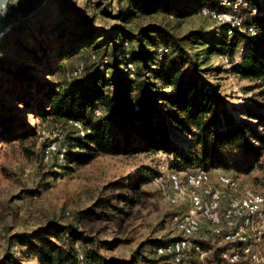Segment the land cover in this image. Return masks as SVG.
Instances as JSON below:
<instances>
[{
  "label": "trees",
  "instance_id": "trees-1",
  "mask_svg": "<svg viewBox=\"0 0 264 264\" xmlns=\"http://www.w3.org/2000/svg\"><path fill=\"white\" fill-rule=\"evenodd\" d=\"M123 2L125 5L118 8V14L125 21L135 11L149 14L158 8L180 15L185 10L180 0ZM218 2L194 0L193 7L198 4L200 11L202 5L219 7ZM238 14L245 29L234 28L231 32L227 23L220 22L209 32L194 29L182 35L158 22L137 30L121 24L113 31L86 28L76 30L72 37L65 31L60 42L67 41L58 50L49 49L40 40L35 49L29 48L20 37L13 36V44L22 50L24 60L17 59L21 66L18 72L10 67L6 70L13 79L8 78L6 87L10 104L0 99L7 112L0 114L3 134L6 138L25 137L34 130L20 117L26 111L20 108L25 106L32 113L36 111L43 121L52 116L53 123H66L70 128L63 132L60 144L67 145L61 163L64 168H71L78 161L89 162L102 153L162 149L175 153L168 161L169 171L213 166L224 171L234 169L229 174L237 178L240 172L257 171L254 182L264 189V0H245ZM251 25L256 27V35L248 31ZM6 34L0 42L10 37ZM97 36L104 40H98ZM53 51L59 57L56 68ZM210 54L228 55L233 71L251 81L243 87L245 92L259 89L257 97L250 98V105L235 108L241 117L231 112L219 84L211 81V69L204 66L207 61L204 56ZM77 55L88 59L81 58L75 65H69L68 60ZM27 57L32 61L26 62ZM37 65L42 69H37ZM42 74L51 77L40 80ZM14 106L23 111H16ZM70 119L79 120L88 129L84 136ZM180 140L186 145H179ZM43 152L45 155V149ZM143 174L162 176L157 169ZM128 199L132 201V197ZM211 231L207 239H201L205 248L213 251L208 258L224 264L220 249L222 252L228 245H217L224 232ZM14 238L22 255L8 253L0 264L9 261L33 264L22 262L32 256L38 264H159L158 259L149 257L141 262L138 250L129 260L108 257L100 251L94 237L79 230L74 222L62 224L50 220L31 232L15 233ZM170 239L146 242L160 245Z\"/></svg>",
  "mask_w": 264,
  "mask_h": 264
},
{
  "label": "rangeland",
  "instance_id": "rangeland-1",
  "mask_svg": "<svg viewBox=\"0 0 264 264\" xmlns=\"http://www.w3.org/2000/svg\"><path fill=\"white\" fill-rule=\"evenodd\" d=\"M193 2L180 0V6L185 8L180 15L157 8L149 14L135 11L136 14H131L125 21L118 14V8L125 5L123 0H15L9 7L11 12L8 10L3 14L0 29V39L5 33L10 36L0 42V99L10 104L6 87L9 84L8 78L12 80L13 75L6 74V70L10 67V70L18 72L21 66L16 61L24 60L22 50L13 44V36L20 37L29 48L35 49L37 40H40L45 42V46H50L49 49L58 50L67 41L64 39V42H60L63 39L61 33L66 31L72 37L76 30L80 32L86 28L113 31L116 25L121 24L127 29L137 30L141 26L158 22L179 35L194 29L209 32L216 28L220 21L204 14L201 8L198 11V4L194 9ZM239 19L243 20L240 15ZM117 36L118 33H115L114 37ZM97 37L100 41L104 40V37ZM52 56L53 62H58V52L53 51ZM84 57L74 56L68 60V64L75 65ZM204 57H207L204 66L211 69V81L219 84L231 112L241 117L235 108L250 105V98L257 97L255 93L259 89L244 91L243 87L250 85L251 81L240 78L233 71V63L228 55L210 54ZM234 60H239V56H235ZM25 61L32 60L27 57ZM36 68L42 69L40 65ZM48 77L51 76H39L40 80H47ZM2 105L3 102L0 104V114L5 115L7 112ZM33 105L37 107V104ZM13 108L21 111L15 106ZM20 109L26 110L20 117L34 127L25 137L6 138L0 122V262L5 260L8 253L16 257L22 255L20 245L14 238L15 233L31 232L50 220L62 224L76 223L79 230L94 237L100 251L108 257L129 260L138 250L141 262L149 257L158 259L159 264H202L199 249H203L207 256L213 252L211 248V251L205 248L203 240H198L210 234L211 230L206 225L192 238L187 256L180 263H176L170 255L160 254L159 242H146L148 239H173L180 234L173 215L183 208L170 204L163 194L164 189L168 188V175L174 171L167 169L168 161L173 159L175 153L169 154L162 149H147L136 153H102L89 162L78 161L71 168H64L61 163L64 162L67 145H56V149L50 151L46 149L51 143H56V140H50V136L57 134L62 144L63 135L70 128L66 123L56 125L52 116L43 121L36 111L32 113L25 106ZM75 121L79 120H69L80 133L81 127ZM178 143L186 145L183 140ZM207 168L212 169L214 176L224 171L213 166ZM149 169L161 171L162 176H145L144 171ZM233 170L229 168L225 173H234ZM258 174L257 171H243L236 178L241 186H254L256 190L264 192L254 182ZM211 184L217 186L213 178ZM128 197H132V201ZM220 243L225 242L220 240ZM260 249L264 256V237ZM211 260L210 264H223L213 257ZM27 261L38 264L35 256L30 260H22L23 263Z\"/></svg>",
  "mask_w": 264,
  "mask_h": 264
},
{
  "label": "bare ground",
  "instance_id": "bare-ground-1",
  "mask_svg": "<svg viewBox=\"0 0 264 264\" xmlns=\"http://www.w3.org/2000/svg\"><path fill=\"white\" fill-rule=\"evenodd\" d=\"M242 4H245V0H221L218 4L219 8L202 5L201 11L221 23H227L231 32L234 28L243 29L244 27L243 20L241 21L238 15V9ZM247 28L252 35L257 34L254 25ZM75 124L81 127L80 135L84 136L87 129L79 121H75ZM53 149H56L55 142L51 143L46 151ZM198 170L203 172L201 177L191 178V180L186 172L194 171L188 169L172 171L168 176V188L164 189L163 194L170 204L183 208L182 211L173 215L175 226L180 234L160 244L158 252L170 255L176 263L182 262L187 256L192 238L200 233L202 227L207 226L206 228L213 231L223 230L221 240L232 244L228 264H237V262L247 264V262H241L244 248L249 253V264H256V257H259L258 264H264V256L260 249L264 237V206L262 204L264 192L253 187L241 186L233 175L220 173L214 176L212 169L206 167ZM212 178L217 182L215 187L211 184ZM197 187H203V194L214 193L217 199H226L239 205L228 203L227 208L212 213V208H207L201 201V194ZM227 216H232V219H226ZM229 231H233L232 236ZM222 252H228V248ZM198 253L202 264H210L203 249H199Z\"/></svg>",
  "mask_w": 264,
  "mask_h": 264
},
{
  "label": "built area",
  "instance_id": "built-area-1",
  "mask_svg": "<svg viewBox=\"0 0 264 264\" xmlns=\"http://www.w3.org/2000/svg\"><path fill=\"white\" fill-rule=\"evenodd\" d=\"M11 12V9H10ZM54 136H57V134L50 136V140H56V145H60L61 141L59 142V136H57L56 138ZM59 142V143H58ZM54 154H51V156H53ZM219 172H225V171H219ZM187 176H189V179L191 180V178H195V177H201L202 173L199 170H195L194 172H186ZM199 188V192L201 194V201L204 203L205 206H207V208H212V213L214 211H218L222 208H227L228 203H236V202H231V201H227L226 199H217L216 196L214 195V193L212 194H203V187H197ZM264 206V202L262 203ZM236 205H239L236 203ZM233 215V214H232ZM226 219H232V216H227ZM222 220V219H220ZM231 236L233 234V231H229ZM189 237V235H188ZM202 239H206L202 236ZM201 240V239H198ZM187 244H188V240H187ZM217 245L219 247H221V245H228V252H221L220 249V254L223 255L224 257V264H228V258H229V250H230V243H220V241L217 242ZM205 256V253H204ZM241 262H247V264H249V253L246 252V249L244 248V253H243V258ZM259 262V257H256V264H258ZM237 264H239V262H237Z\"/></svg>",
  "mask_w": 264,
  "mask_h": 264
},
{
  "label": "water",
  "instance_id": "water-1",
  "mask_svg": "<svg viewBox=\"0 0 264 264\" xmlns=\"http://www.w3.org/2000/svg\"><path fill=\"white\" fill-rule=\"evenodd\" d=\"M13 3V0H0V29H1V24H2V19H3V14L7 12L10 9L9 7Z\"/></svg>",
  "mask_w": 264,
  "mask_h": 264
},
{
  "label": "clouds",
  "instance_id": "clouds-1",
  "mask_svg": "<svg viewBox=\"0 0 264 264\" xmlns=\"http://www.w3.org/2000/svg\"><path fill=\"white\" fill-rule=\"evenodd\" d=\"M13 2H15V0H13Z\"/></svg>",
  "mask_w": 264,
  "mask_h": 264
}]
</instances>
